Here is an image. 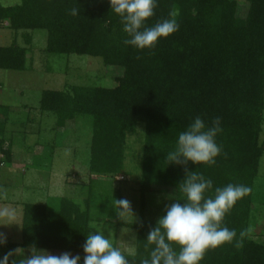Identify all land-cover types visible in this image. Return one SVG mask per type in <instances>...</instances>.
Wrapping results in <instances>:
<instances>
[{
	"label": "trees",
	"instance_id": "obj_1",
	"mask_svg": "<svg viewBox=\"0 0 264 264\" xmlns=\"http://www.w3.org/2000/svg\"><path fill=\"white\" fill-rule=\"evenodd\" d=\"M244 2L158 0L148 25L175 9L180 30L161 39L155 49L140 51L123 43L127 34L120 17L111 12L109 0H21L13 6H3L0 0V27L7 23L14 33L10 46H0V69L25 71L31 32L46 30L45 53L98 57L104 65L123 71L115 78L114 88L67 84L63 90H44L39 109L55 114L56 128L61 130L85 119L91 129L89 172L93 178L124 173L128 135L144 124L138 220L123 222L116 200L114 206V226L136 231L135 252L125 253L131 264H140L154 247L146 241L157 224L146 218L147 195L185 199L178 188L185 166L169 164L166 155L197 116L209 123L221 118L223 131L217 143L223 145V153L213 166L189 162L187 169L211 178L214 188L232 183L252 189L225 218L226 226L237 233L251 226L259 210L254 194L264 156V0ZM73 7L80 10L78 16L69 14ZM19 38L28 46L19 45ZM6 123V118L0 121V130H5ZM0 153L5 164L12 162V144L1 131ZM116 199H122L119 191ZM54 204H26L22 242H7L0 247V255L35 244L53 255H80L83 264L86 236L99 230L93 223L109 219L93 217L90 198L84 206L69 198ZM202 264H264V244L250 233L243 247L226 244L210 250Z\"/></svg>",
	"mask_w": 264,
	"mask_h": 264
},
{
	"label": "rangeland",
	"instance_id": "obj_2",
	"mask_svg": "<svg viewBox=\"0 0 264 264\" xmlns=\"http://www.w3.org/2000/svg\"><path fill=\"white\" fill-rule=\"evenodd\" d=\"M20 1L1 0V5L13 6ZM239 1L240 5L245 3ZM31 34L33 43L28 50L27 69L22 72L0 69V105L15 107L2 120H8L6 136L12 139L16 156L0 176V213L14 212L15 221L10 224L0 216V233L5 234L7 242H22L25 206L22 204L54 207L58 199L69 198L84 206L90 198L93 217L110 220L94 222L93 226L104 230L106 235L110 233L114 245L122 252L133 254L136 231L114 226V206L119 191L122 199L130 203V209H122V221L138 220L144 124H139L136 131L128 135L124 173L116 178H93L89 172L91 129L85 119L61 130L56 128L55 114L42 113L39 109L44 90H63L67 84L114 88L117 86L115 78L123 71L104 65L98 57L49 55L43 51L47 31L36 30ZM13 40V31L0 27V46H10ZM22 42L21 38L17 39V43L24 46ZM23 105L25 108L19 109ZM261 141H264V123ZM254 197L255 208L259 210L253 214L251 236L264 244V156ZM146 199V218L155 221L165 214L166 206L174 202L171 195L148 194Z\"/></svg>",
	"mask_w": 264,
	"mask_h": 264
},
{
	"label": "clouds",
	"instance_id": "obj_3",
	"mask_svg": "<svg viewBox=\"0 0 264 264\" xmlns=\"http://www.w3.org/2000/svg\"><path fill=\"white\" fill-rule=\"evenodd\" d=\"M109 3L111 12L120 17L122 30L127 34L123 43L134 49L153 50L161 39L180 30L179 12L175 9L167 18L148 25L147 21L156 15L158 0H109ZM69 14L78 16L80 10L73 7ZM222 131L220 117L209 123L197 116L179 133L175 148L166 155V160L169 164L185 166V178L178 185L185 199L183 202L174 200L166 206L165 214L146 238L147 244L154 247L140 264H202L210 250L226 244L237 249L243 247L245 238L253 231L249 226L237 233L224 223L236 203L251 192L249 186L229 183L214 188L211 178L186 167L189 162L215 165L217 157L223 153V145L217 143ZM115 200L120 210L130 209L128 200ZM0 216L10 224L15 221L14 212L5 211ZM6 245L7 237L0 233V247ZM82 247L83 264H131L127 255L114 245L110 233L106 235L104 230L89 233ZM81 259L80 255L70 252L53 255L31 244L27 248L9 249L0 255V264H81Z\"/></svg>",
	"mask_w": 264,
	"mask_h": 264
},
{
	"label": "crops",
	"instance_id": "obj_4",
	"mask_svg": "<svg viewBox=\"0 0 264 264\" xmlns=\"http://www.w3.org/2000/svg\"><path fill=\"white\" fill-rule=\"evenodd\" d=\"M7 23L4 25V27L6 28L7 26ZM22 40V39H21ZM23 41V40H22ZM23 44L22 45H24L23 47H27L28 45H26L24 42H22ZM32 47V46H31ZM31 47L29 48V49H31ZM14 108L15 107H11V106H4V105H0V121H4V120H2L3 118H4V116H6L7 114H9V113H12L13 111H14ZM25 107H24V105L23 106H21V107H19V109H24ZM7 126H8V120H7ZM7 126L5 127V130H0L1 131V133H3V135L7 138V136H6V132H7ZM7 140H8V142L10 141V143L12 144V148H13V141H12V139H9V138H7ZM6 147H7V145H6ZM16 156H15V154H14V152H13V159H12V162H13V160H14V158H15ZM8 163H6L5 164V166L7 165ZM5 166L3 167V168H1L0 169V176L3 174V172L5 171ZM23 190V189H22ZM21 196H23V194H21ZM27 204H29V203H27ZM23 206L24 205H26V204H22ZM22 221H23V218H22ZM8 242H11V241H8ZM16 243H20V242H16Z\"/></svg>",
	"mask_w": 264,
	"mask_h": 264
},
{
	"label": "built area",
	"instance_id": "obj_5",
	"mask_svg": "<svg viewBox=\"0 0 264 264\" xmlns=\"http://www.w3.org/2000/svg\"><path fill=\"white\" fill-rule=\"evenodd\" d=\"M5 166V163L3 161V154L0 153V169L3 168Z\"/></svg>",
	"mask_w": 264,
	"mask_h": 264
}]
</instances>
